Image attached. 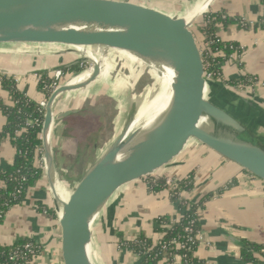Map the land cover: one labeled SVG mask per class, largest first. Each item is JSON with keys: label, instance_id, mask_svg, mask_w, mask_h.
Returning a JSON list of instances; mask_svg holds the SVG:
<instances>
[{"label": "crops", "instance_id": "0c3cea01", "mask_svg": "<svg viewBox=\"0 0 264 264\" xmlns=\"http://www.w3.org/2000/svg\"><path fill=\"white\" fill-rule=\"evenodd\" d=\"M117 1L132 2L174 18L187 16L188 21L204 11L195 21L198 22L196 23L198 27L200 21L208 14H222L233 20L234 22L229 26H219L218 29V36L223 43L236 45L240 51L233 54V60H227L223 64L224 78L228 82L251 79L254 83L235 89L236 92L232 89L227 90L244 97L255 107L240 106L239 101L232 99L227 104V109L232 111L236 107L242 109L243 119L240 120L254 131L264 144V3L262 0ZM241 20H244L246 25L240 24ZM223 56L226 57V54ZM87 57L89 52L86 50L64 45L0 46V133L7 124L1 105L13 104L12 97L3 89L2 77L13 78L22 94L39 103L47 99V95L39 88L42 75L48 76L51 71L62 69L72 84H78L73 82L83 73H88L85 80L87 81L92 74L86 66L82 67V64H89L85 62ZM221 57L222 55L219 58ZM106 62L110 64L109 59H106ZM133 62L142 67L141 62L136 60ZM77 68H80L81 72H77ZM110 70L109 65L107 76L101 74L87 87L60 95L54 104L55 119L49 143L56 167L55 179L59 197L56 199L46 172L38 184L28 192L24 202L8 211L0 225L1 245L10 247L30 240L38 246L39 252L32 264H63L59 225L61 200L69 199L88 172H80L73 178L68 177L67 180H64L60 173L63 175L66 173L64 164L69 161V152L71 155L72 152L80 155L82 146L83 149L94 148L97 151L96 144L100 139V130L94 133L89 131L90 140L80 138L85 134L83 130H86V121L92 118V114L90 117L87 116L88 110L83 108V105L89 99L95 102L101 94L107 92ZM70 111L74 113L65 119H58ZM87 145L90 146L87 148ZM16 157L17 150L12 138L4 137L0 140V174L14 164ZM166 172L172 176L171 180L179 182L191 177L193 188L185 194L186 199L191 203H197L211 196L204 204L200 215L202 227L195 253V257L200 261L206 264H245L241 252L243 242L264 247V182L262 180L211 150L197 145L188 147L166 169ZM62 183H65V186ZM1 184L0 182V186ZM67 184L71 185L68 187L72 189L67 188ZM176 214L178 210L167 187L160 191H152L143 180L122 188L93 225L91 245L95 262L92 263L141 264L137 254L120 248V241L133 242L140 236H146L157 244L164 237L163 233L157 232L161 228L156 226L157 220L161 217H174ZM177 263L181 264L179 258ZM159 264L166 262L162 260Z\"/></svg>", "mask_w": 264, "mask_h": 264}, {"label": "water", "instance_id": "95a60500", "mask_svg": "<svg viewBox=\"0 0 264 264\" xmlns=\"http://www.w3.org/2000/svg\"><path fill=\"white\" fill-rule=\"evenodd\" d=\"M193 23L187 16L174 18L127 1L0 0V46L64 45L95 57L85 61L93 65L87 81L61 86L48 102L43 145L56 199V167L49 143L54 104L60 95L87 87L100 77L104 62L94 50L118 51L160 71L169 68L175 73L171 103L159 120L132 135V124L128 125L69 199L61 200L63 264H93L88 251L92 228L114 196L138 181L144 180L153 191L171 180L166 169L188 147H205L264 182V144L240 120L242 109H227L232 99L240 106L255 105L227 90L232 88L225 82L217 53L199 29L194 30Z\"/></svg>", "mask_w": 264, "mask_h": 264}, {"label": "trees", "instance_id": "16d2710c", "mask_svg": "<svg viewBox=\"0 0 264 264\" xmlns=\"http://www.w3.org/2000/svg\"><path fill=\"white\" fill-rule=\"evenodd\" d=\"M264 3V0H262ZM234 21L222 14H208L200 21V31L206 37L207 41L215 42L218 36L219 26H229ZM240 22V21H239ZM241 24V23H240ZM264 26V24H263ZM214 44L213 51L220 50L223 46H227L224 50L226 56L233 54L228 47L236 45L222 43ZM225 59L219 58V62L223 66ZM77 72H81L77 68ZM254 80L244 79L228 82V85L238 89L247 84H253ZM53 82L46 74L41 76L40 90H42L49 100L51 93L48 89ZM1 83L3 89L12 97V105H1V109L7 119V124L2 133H0V140L4 137L15 138L13 145L17 150V157L14 164L0 174V225L4 221L8 211L17 205H20L26 199L28 192L35 187L43 176V172L38 168L36 163V150L43 146V142L39 139L40 128L29 127L24 132H19L26 127V122L30 119L44 120V110L39 106L38 102H34L27 96L22 94L18 88L17 83L13 78L2 77ZM90 145H87L88 148ZM165 183L158 185L154 191H160L165 188ZM193 188V181L191 177L188 180L179 182V189L190 191ZM178 189V190H179ZM16 196V197H15ZM211 197V196H210ZM210 197L203 198L197 203H190V208L184 206L177 199V196L172 193V201L176 205L177 210L183 214V218L179 223L173 227L170 226L173 217H161L157 220L156 226L161 228L157 232L164 234L163 239L155 244L146 236H140L139 242L120 241V248L133 251L140 256L141 264H159L162 260H167L169 264L176 255L186 256L187 264H206L195 257L198 249V242L191 245V251H180L170 245V242L175 239L186 241L188 234L185 232L190 222L195 221L193 227L195 231H200L202 224L200 216L197 214L199 207L204 208V204ZM20 242L14 246H4L0 244V264H15L11 260V256L16 250H22L24 245L28 242ZM140 241L142 242L140 244ZM162 245H167V249H163ZM190 246V245H189ZM242 246V260L245 264H264V247L253 245L248 242H243ZM149 250L150 253H146ZM147 254V255H145Z\"/></svg>", "mask_w": 264, "mask_h": 264}, {"label": "rangeland", "instance_id": "374dc122", "mask_svg": "<svg viewBox=\"0 0 264 264\" xmlns=\"http://www.w3.org/2000/svg\"><path fill=\"white\" fill-rule=\"evenodd\" d=\"M196 23L198 22L193 23L194 30L199 29ZM93 53L99 54L103 62H106V59L110 60V82L107 85L108 90L105 94H101L95 102L89 99L83 105V108L88 110L87 116L90 117L92 114V118L86 121V130H83L85 134L81 135L80 138L81 140H90L88 132L92 131L94 133L100 130V139L98 138L96 144L98 148L95 151L94 148L83 149L82 146L80 155L73 152L71 155V152H69V161L64 164L66 173L64 175L60 173L64 180H67L68 177L73 178L80 172H88L96 158L102 155L107 146L118 138L128 125L134 123L137 116L141 115L140 112L151 103L156 102L154 110L149 109L143 113L142 124L131 135L148 129L144 127L145 122L155 115L158 96L162 92V71L145 63H142V68L136 62H133L135 59L131 58L133 59L131 60L128 55L118 51L104 48L101 50L95 49ZM108 69L102 73H108ZM84 74L88 75V73L82 75ZM227 81L225 79L226 83ZM230 88L236 89L233 86H230ZM71 170L74 172H71ZM68 184L66 185L67 188L71 186ZM63 185L65 186V183ZM70 188L72 189V187Z\"/></svg>", "mask_w": 264, "mask_h": 264}, {"label": "built area", "instance_id": "2783aa9c", "mask_svg": "<svg viewBox=\"0 0 264 264\" xmlns=\"http://www.w3.org/2000/svg\"><path fill=\"white\" fill-rule=\"evenodd\" d=\"M241 24L242 25H246L245 21L241 20ZM208 43L214 47V44H222L223 41L220 38H217V40L215 42H209ZM231 51H233V54L236 52H240L238 48H235L233 46L228 47ZM227 49V46H223L220 50H216V53L219 55V57L222 55V57L227 61V60H233V54L230 56H226L224 57V50ZM84 51V50H83ZM88 52V51H87ZM89 57L94 58L95 57L92 54H89ZM221 57V58H222ZM102 59V58H101ZM87 68L88 71L93 70V65L92 64H87L84 65L82 64V67ZM50 79L53 80V82L49 85L48 89L52 94L57 91L61 86L66 85L71 83L69 81V77L68 75H66V73L64 71H54L51 72L50 75H48ZM227 85H228V81H227ZM229 86V85H228ZM48 102L49 100L46 99L42 102H39V106L44 110L45 114H44V120H33L30 119L26 122V127L22 128V130L19 132L22 133L24 132L27 128L29 127H39L40 130V135H39V139L43 142V127H44V122H45V117H46V110H47V106H48ZM51 134V131H50ZM49 139H50V135H49ZM13 141H15V138H12ZM36 163L39 169L42 170L43 174H45L47 172V162H46V158H45V149H44V145L42 147H39L36 150ZM189 178H187L186 180H188ZM166 187L169 188L170 192H171V198H172V193H174V195L177 196V199L180 203H182L184 206L188 207V209L191 207L190 203L191 201L187 200L185 197L186 194V190H182L179 189V181L177 180H169L165 183ZM179 189V190H178ZM16 197V196H15ZM202 212V208L199 207L197 209V214L198 216L201 215ZM183 218V214L180 213L178 211V214H176L173 217V220L171 221L170 226L173 227L175 224L179 223L180 220ZM195 221L190 222V224L187 226L185 232L188 234V238L186 239V241H181V239H175L173 241L170 242V245L175 247L177 250L180 251H191V245L196 244V242L199 241V237H200V231H195L194 230V225ZM133 242H139L138 238H136ZM142 242L140 241V244ZM190 245V246H189ZM163 249H167V245H162ZM39 252V248L38 246L32 242V241H28L22 250H16L14 252V254L11 256V260L15 262V264H32L34 257H36L37 253ZM146 253H150L149 250H146ZM147 255V254H145ZM140 258V256H139ZM181 260V264H187V259L186 256H180V255H176L173 260L171 261V264H178L177 263V259ZM166 264H169L167 260H165Z\"/></svg>", "mask_w": 264, "mask_h": 264}, {"label": "bare ground", "instance_id": "6f19581e", "mask_svg": "<svg viewBox=\"0 0 264 264\" xmlns=\"http://www.w3.org/2000/svg\"><path fill=\"white\" fill-rule=\"evenodd\" d=\"M197 7V6H196ZM203 12H199V14H197V17H199ZM197 17H195L194 19H192L190 22H195ZM131 58L135 59L136 61L138 59H136L135 57L130 56ZM139 61V60H138ZM103 69L102 72L106 71L109 68L108 62H104L102 64ZM107 67V68H106ZM163 80L161 82L162 84V92L161 94L158 96V102H157V110L154 116H152L148 121L145 122L144 127L149 128L151 127L153 124H155L159 118L163 115V113H165V111L168 109L171 100H172V84L175 78V73L173 70L169 69V68H164L163 70ZM147 72V71H146ZM104 76H107V73H102ZM110 74V73H109ZM87 79V75H81L80 77H78L77 79L74 80L73 83H82ZM76 85V84H74ZM156 107V102L151 103L146 109H143L140 112V116H137V118L135 119L134 123L132 124V127L130 129L129 135H131V133L133 131H135L138 126H140L142 124V117H144V114L146 112V110H154ZM88 251H89V255L90 258L92 260V262H95V259H93V247L92 245H90L88 247Z\"/></svg>", "mask_w": 264, "mask_h": 264}]
</instances>
